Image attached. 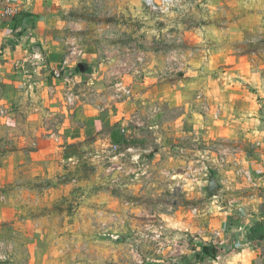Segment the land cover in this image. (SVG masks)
<instances>
[{"label":"rangeland","instance_id":"1","mask_svg":"<svg viewBox=\"0 0 264 264\" xmlns=\"http://www.w3.org/2000/svg\"><path fill=\"white\" fill-rule=\"evenodd\" d=\"M73 4V81L0 85V264H240L206 222L246 181L264 0Z\"/></svg>","mask_w":264,"mask_h":264},{"label":"crops","instance_id":"2","mask_svg":"<svg viewBox=\"0 0 264 264\" xmlns=\"http://www.w3.org/2000/svg\"><path fill=\"white\" fill-rule=\"evenodd\" d=\"M73 1L12 0L17 9L12 17L1 15L0 1V85L4 90L12 88L15 73L18 77L31 73L29 77L34 81L47 80L50 71L51 84L73 81L60 73L73 68L70 56H64L67 12ZM34 82L35 87L44 84ZM245 102L243 99L239 104L244 106ZM253 116L241 119L249 122L254 131L249 134L244 164L238 166L246 181L234 186L238 187L232 195L237 204L215 212L214 220L206 222L208 228L217 230L212 233L222 238L221 243L231 248L232 258L240 264H264V110ZM215 185L217 189L216 182ZM219 224L223 225V231L217 229Z\"/></svg>","mask_w":264,"mask_h":264},{"label":"built area","instance_id":"3","mask_svg":"<svg viewBox=\"0 0 264 264\" xmlns=\"http://www.w3.org/2000/svg\"><path fill=\"white\" fill-rule=\"evenodd\" d=\"M1 1V7H2V16L4 17H12L14 14H16L17 9L12 3V0H0ZM154 0H146V2H150V5H153ZM161 4H169L173 0H158ZM57 77V75L55 74ZM119 91H121L126 96L129 94L128 90H126L124 87L119 88Z\"/></svg>","mask_w":264,"mask_h":264},{"label":"water","instance_id":"4","mask_svg":"<svg viewBox=\"0 0 264 264\" xmlns=\"http://www.w3.org/2000/svg\"><path fill=\"white\" fill-rule=\"evenodd\" d=\"M215 188H216L215 182H214L213 178L211 177L209 179L208 186H207L206 190L209 194H211Z\"/></svg>","mask_w":264,"mask_h":264},{"label":"trees","instance_id":"5","mask_svg":"<svg viewBox=\"0 0 264 264\" xmlns=\"http://www.w3.org/2000/svg\"><path fill=\"white\" fill-rule=\"evenodd\" d=\"M77 70H79V69H77ZM112 137L115 138L116 137L115 134H112ZM112 137H111V140L114 142Z\"/></svg>","mask_w":264,"mask_h":264}]
</instances>
